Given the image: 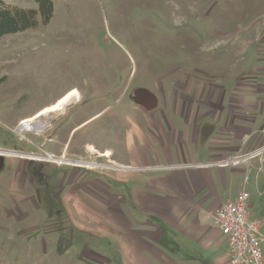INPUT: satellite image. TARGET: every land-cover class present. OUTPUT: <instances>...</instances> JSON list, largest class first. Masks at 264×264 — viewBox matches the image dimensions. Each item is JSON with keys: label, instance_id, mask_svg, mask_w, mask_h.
<instances>
[{"label": "rangeland", "instance_id": "374dc122", "mask_svg": "<svg viewBox=\"0 0 264 264\" xmlns=\"http://www.w3.org/2000/svg\"><path fill=\"white\" fill-rule=\"evenodd\" d=\"M5 1L38 8L35 0ZM52 1L48 24L38 16L37 27L0 39V151L42 152L34 146L41 134L22 132L20 120L72 88L94 86L105 96L74 100L53 124L68 137L83 123L71 147L81 139L85 159L103 166L79 168L82 187L58 194L68 182L58 185L54 163L0 153V264H220L190 225L173 222L171 209L178 197L199 205L211 226L204 187L192 176L223 167L201 150L198 161L208 165L193 168L169 157L183 145L160 142L171 125L186 128L187 116L208 114L213 124L222 111L231 115L223 88L264 78V0ZM255 157L249 161L264 152ZM254 161L236 165L245 169L227 190L246 185L252 219L264 220V165L256 176ZM88 174L107 198L91 197Z\"/></svg>", "mask_w": 264, "mask_h": 264}, {"label": "crops", "instance_id": "0c3cea01", "mask_svg": "<svg viewBox=\"0 0 264 264\" xmlns=\"http://www.w3.org/2000/svg\"><path fill=\"white\" fill-rule=\"evenodd\" d=\"M263 79L264 78L253 80L252 83L247 84L249 86L248 88L243 87V85L241 86V84H234V90L231 93L226 92V90L223 88L224 93H221L220 101H226L228 98V101L231 102L232 109L234 110L231 115H229V113L224 114L222 111L219 115V119L214 121L213 124L209 123V120L207 119L208 114H205L206 116H202L201 118L199 116L196 117V115H191V117H186L188 121V126H186V128L180 129L171 125V128L165 130L166 138L162 139V141L160 140V144L166 142L169 145L181 144L184 146V148L181 149V153L178 152L174 156L173 154H169V157L171 159L180 158V161L187 160V163L192 165L193 168H202L205 167V165H208V163L198 161L201 156V150H208L209 157H216L218 160H221L226 158V156L232 155L233 153H242L246 152L247 150H255L264 146V126L259 131L256 127L257 123L264 125V104H261V102L264 101ZM75 91L78 95L76 101L80 98L85 99L86 97L95 98L99 96H105V89H98L94 86H92V89H84L83 91L77 87L72 88L62 94L55 102L45 105L40 110L26 116L20 121H26L35 118L43 111L53 107L55 104L61 101L62 98ZM222 108L224 109V107ZM183 117L185 118V116ZM228 117L232 119L230 120ZM192 118H194V120ZM204 118L205 120L203 121ZM48 121L51 120L44 117L41 118L43 125L48 124ZM82 124L83 123L76 125L74 128L77 130ZM59 129L61 130L60 133L62 134V128L56 126V124L52 125V132H57ZM73 129L69 131L68 137H63L61 135V137L56 138V141H59V143L63 144L64 148L66 149H76V151H78L76 153H82L80 152L79 148L81 139H78L76 141V145L71 147L70 134L72 133ZM43 139L44 138L40 136L38 141L42 142ZM48 139H51V135L48 136ZM87 146L97 150L94 144L89 143ZM102 153L103 152H100V155ZM254 160L249 162H253ZM258 165H264V157L261 158L260 162L254 161L253 163V169L256 176L261 175V173H259L257 170ZM125 166L128 165H124V167ZM141 166L143 167V165H140L138 168H141ZM175 166L178 165L175 164ZM243 169H245L243 166H234L232 171L228 170V168H221L215 175L213 173H210L212 174L210 175L209 172H207V175L199 173L196 176H192L193 180L198 181V183L204 187L202 191L204 194L203 200L204 203L207 204L205 212L210 216L211 226L208 223L204 224L201 222L198 211L202 210L203 208H201L199 205L195 206L191 205L190 203L186 204V201L184 202L182 198L178 197L175 199V201H173V209H171V211L174 212L173 222H181V225H183L181 228H187V226L190 225L191 229L195 231L198 244L201 245V242L203 244L208 242L209 244L206 246L210 247V249L217 254L214 258L219 261L220 264H230V256L228 253L225 237L214 225L213 214L221 204L233 200L238 192H240L242 189H246V185L244 186L242 184L237 192L236 190L232 189L229 194L227 190L230 184V176L234 181L235 175L238 172L241 173ZM121 178L122 181H128L125 175H122ZM180 190H182V188H180ZM254 206L255 205L251 203L249 199L247 209L248 216L251 219L256 214ZM186 263L190 264L189 260H187ZM212 264H216V262L213 260Z\"/></svg>", "mask_w": 264, "mask_h": 264}, {"label": "built area", "instance_id": "2783aa9c", "mask_svg": "<svg viewBox=\"0 0 264 264\" xmlns=\"http://www.w3.org/2000/svg\"><path fill=\"white\" fill-rule=\"evenodd\" d=\"M25 124L24 120L18 126L22 132L24 131L22 125ZM263 152L264 146L244 155L232 154L216 164L224 168L248 163L254 156L258 157ZM247 180L248 176L245 183ZM249 199V191L242 189L233 200L221 204L213 214L215 227L226 239L230 264H264L262 249L264 234L261 231L264 220L249 218L247 209Z\"/></svg>", "mask_w": 264, "mask_h": 264}, {"label": "flooded vegetation", "instance_id": "af4514ba", "mask_svg": "<svg viewBox=\"0 0 264 264\" xmlns=\"http://www.w3.org/2000/svg\"><path fill=\"white\" fill-rule=\"evenodd\" d=\"M62 100V99H61ZM60 102V101H59ZM58 102V103H59ZM74 102V101H72ZM71 103V102H70ZM68 103V104H70ZM66 104V106L68 105ZM57 105V104H55ZM66 106H64L63 108H60L58 110L55 111H62ZM55 111H49L46 114L42 115V117L47 118L51 121H48V124H42L40 127L37 128H32L29 130H34L36 132H39L37 134H41V137L44 138L42 142H36L34 143V146L37 149H40L42 152H36V151H25V152H18V151H14V154L12 155H18L20 158L23 159H27V160H32L33 162H40V161H47V162H51L54 163L56 168H57V172L56 177L58 179V185L61 186L64 183L68 182V189L61 188L57 190V193H64L65 190L67 195H74L77 193V189L82 187V184L79 183L80 178H78V172L77 170L79 168H91V166H103L100 163H96L93 161H88L85 158H87L86 156H84V153H82V156H79L78 158H76V149H73L74 152L72 153V156H69L67 154V150L64 148V145L59 143V141H56V138L61 137V133H60V129L57 132H52L51 128L53 125V121L54 118H56L58 115V112ZM49 116V117H48ZM34 124V123H33ZM33 126V125H32ZM51 135V139H48V136ZM41 143V144H40ZM47 143L51 144L50 149H54V150H58L60 152L58 153H54L51 150H48L49 148H45V145H47ZM10 152V151H9ZM117 168V169H121L123 170V167H113L111 165H106L104 168ZM90 174L87 175L88 178V182L90 180V184H88L90 187V190L92 192L91 197H95V198H101V196H103L104 198H107V195L100 193L101 190H99V192L96 189H99L97 187V184L93 181L92 175L91 178H89ZM96 188V189H95ZM54 192V190H53ZM107 192V191H106Z\"/></svg>", "mask_w": 264, "mask_h": 264}, {"label": "trees", "instance_id": "16d2710c", "mask_svg": "<svg viewBox=\"0 0 264 264\" xmlns=\"http://www.w3.org/2000/svg\"><path fill=\"white\" fill-rule=\"evenodd\" d=\"M38 8H23L14 6L5 0H0V39L10 33L37 27L41 16L42 24H48L53 16L52 0H35Z\"/></svg>", "mask_w": 264, "mask_h": 264}, {"label": "bare ground", "instance_id": "6f19581e", "mask_svg": "<svg viewBox=\"0 0 264 264\" xmlns=\"http://www.w3.org/2000/svg\"><path fill=\"white\" fill-rule=\"evenodd\" d=\"M75 93L73 92V93H70L69 95L65 96L64 98H62V100L59 103H57V105H54L53 107H50L49 109L43 111L40 115L36 116L35 118L30 119V120H26V124L24 126L22 125V129L25 131V130L31 129V127L33 129L40 127L42 125V122H41V120H38V119H41V115H44L49 111H55V110H58L60 108H63L64 106H66V104L76 100V98H78V95H77V92H75Z\"/></svg>", "mask_w": 264, "mask_h": 264}, {"label": "water", "instance_id": "95a60500", "mask_svg": "<svg viewBox=\"0 0 264 264\" xmlns=\"http://www.w3.org/2000/svg\"><path fill=\"white\" fill-rule=\"evenodd\" d=\"M38 120H41V119H38ZM0 153L14 154V152H9V151H0Z\"/></svg>", "mask_w": 264, "mask_h": 264}]
</instances>
